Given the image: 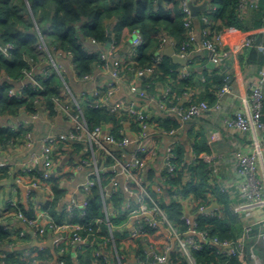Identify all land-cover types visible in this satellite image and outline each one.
Wrapping results in <instances>:
<instances>
[{"label":"trees","instance_id":"trees-1","mask_svg":"<svg viewBox=\"0 0 264 264\" xmlns=\"http://www.w3.org/2000/svg\"><path fill=\"white\" fill-rule=\"evenodd\" d=\"M180 1L0 0V43L11 44L8 56L0 52V143L6 145L21 142L28 131L23 123L14 127L6 121L3 122L5 117H12L22 112L31 115L35 113L37 105L46 109L49 117L57 115L58 110L53 98L64 100L60 93L63 83L62 74L61 72L60 74L56 73L51 67H46L45 64L40 66L36 64L37 62L45 63L48 59V53L53 56L58 51L70 54L78 75L90 73L93 65L103 64L104 61L101 53L96 49L87 50V40H94L96 43L105 42L108 33L102 26L103 19L115 15L120 18V29L114 37L115 42L121 44L126 37L132 35L134 30H138L143 39L142 44L137 46L138 56L134 61L136 64L132 67L133 72L139 68L151 66L153 68L151 73H154V64L160 63L161 60L146 54V44L161 38L163 31L167 37L173 39L174 44L181 43L186 38L183 26L184 12ZM197 1H204L218 8L212 17L209 9L205 10V8L204 14L200 17L201 27L206 26L202 20V16H206L211 20V24L208 25L210 30L216 33H222L230 26L249 30L264 23V12L258 11V16H256L254 7L241 5L244 0H193V2ZM40 36L43 37L46 51L38 47ZM201 37L204 38L203 35ZM159 40L163 43L162 39ZM255 40L256 42L263 41L259 37H256ZM252 47L251 53L247 56L250 59L257 55L256 50H258L256 46L253 45ZM259 61L262 62V54L259 56ZM43 69L48 71L47 76H40ZM27 70H31L34 76L42 82V89L36 88L26 77L25 71ZM214 72V75L207 79V82L210 81L209 86L212 83L223 84V76L219 73L216 74L218 71L215 69ZM186 80L189 82V78ZM189 84L191 85L190 82L187 85ZM10 89H15L19 93L9 94ZM171 92L172 90L169 93ZM97 98V95L90 96L83 104L81 108L83 119L89 128H94L97 125L104 126V124L109 123L110 131L120 138L122 136V122L127 119L126 114H118L104 106L88 104L90 101L98 102ZM193 99L206 100L212 105L216 101V96L214 93L205 90L198 94L195 93ZM202 144H194V148L197 151L207 150V147ZM174 154L175 157L172 161L178 165L177 172L167 181L172 187L170 192L177 196L173 197L170 203L161 202V205L181 234L184 235L191 226L188 222L189 215L193 217L195 230L206 234L207 240H201L199 236H195L197 241L203 245L200 249L192 250L197 263L248 264V255L245 249L240 254L227 255L220 251L219 245L212 242L214 238L218 241H239L242 239L241 233L237 232V229L241 227V221L239 215L230 208L229 191L227 189L222 190L216 181L211 180V166L202 158L197 157L185 162L183 148L180 146L175 148ZM102 162L103 165H107L111 163V160L106 158ZM62 175L64 174L52 175L46 179L55 196L64 191L60 183ZM109 175H112V172L105 169L103 178L92 187L88 195V206L85 207L84 214L80 216L79 222L85 223L93 229L82 232V235H86L87 241L89 240L91 244L83 251L73 249L70 245L67 249L64 246L62 252H59L58 248H54L55 255L51 254L47 247L36 254L38 259L55 258L56 264H111V259L109 260L106 255L99 253L98 250V244L102 243L104 238L108 236L107 224L105 222L100 225L94 223L95 219H104L101 193H104V188L107 187L108 180L105 178ZM146 178H148V174ZM208 194L211 195L208 196ZM212 195L213 198L209 199ZM186 197L193 199L192 205L187 210L184 205L185 201L182 200ZM112 201L113 207L117 210V216L111 217V221L115 224L112 228L113 241L106 243L105 250L110 251L112 248L113 254L112 244L117 252L125 250V246L123 249L120 248L122 244L120 241H126L129 234L128 229L125 228L128 209L122 208L125 193L119 186L112 191ZM211 202L216 203L217 207H213L210 212L198 210L199 205L209 206ZM76 214L77 212H74V215ZM75 220H78L76 216ZM256 231L254 229L253 234ZM13 239L14 235L0 226V244ZM130 240L134 243V246L130 245L131 251L135 252L134 255L139 256L141 260L146 259L145 243L139 238ZM245 243H249V241L246 240ZM20 251L19 246L5 250V255L0 256V262L3 264L41 263H33L30 258L22 259ZM115 258L116 256L113 254L112 259L115 260ZM61 260L63 263H60ZM168 261L170 263L180 261L185 264L184 256L178 250L176 242L172 243V248L168 253Z\"/></svg>","mask_w":264,"mask_h":264},{"label":"crops","instance_id":"crops-1","mask_svg":"<svg viewBox=\"0 0 264 264\" xmlns=\"http://www.w3.org/2000/svg\"><path fill=\"white\" fill-rule=\"evenodd\" d=\"M263 1L257 0L256 6H246L254 7L255 14L258 16V11L263 12ZM202 2L204 1H200L198 4ZM206 4L205 10L209 9L212 17L218 8L207 2ZM242 6L246 7L245 5ZM205 10H200L193 16V27L197 45L193 44L185 54L180 53L181 48L179 43H171L169 39L161 43V40H159L161 38H159L146 44V54L153 55L158 57V60H161L160 63L154 64V73L147 72L143 75H136L133 72L134 69L132 67L136 64L134 61L138 56L137 46L132 44V35L126 37L121 44L115 42L114 37L120 29V18L115 15L103 19L102 26L108 33L106 41L101 43L89 41L86 46L89 51L96 49L101 54L103 53L107 59L103 64L93 65L91 72L88 73V78H84V74H77L69 55L55 56V61L63 79L60 93L67 105L72 104L75 108L77 104L82 108L87 98L91 94L93 95L94 91L99 92L97 100L99 102L103 101L108 106L118 101L145 105L150 115L146 120V127L142 128L141 123L135 117L126 114L127 119L122 122L121 134L131 140L126 147V156H128V153L135 150L137 145V141L135 140L139 138V134L143 131L146 132L141 144V153L147 162L146 174H148V178L146 179L153 194L164 204L170 203L174 196V193L170 192V188L172 189V187L167 181L168 177L166 173H162L164 170L163 155L167 146H173L174 149L177 146L182 147L185 162L197 157L205 161V154H213L211 161H205L211 166V180L216 181L219 187H225L227 190H229V185L234 178L232 169L234 153L237 150L248 153L254 148L251 133H243L240 130L225 126L221 121V116L224 114V110L231 114L233 111L243 109L246 106L250 93V85L259 77L258 67L261 53L259 50H256L257 55L252 56L251 59L250 57L247 58L253 48L247 47L239 51L238 54H231L225 64H211L210 51L201 47L200 17L204 14ZM164 32L162 35H164ZM222 33L223 44L225 46L239 42L249 33L256 34L260 40L264 41V23L259 27L243 32L230 26L222 31ZM167 47H171L174 53L184 57V61L178 62V60L169 56L166 52ZM114 60H118L121 63L120 78L118 83L113 87L112 92L107 94L108 83L111 79L110 65H112ZM186 61H190L194 72L193 75L183 77L179 75L178 70L186 64ZM41 63L37 62L36 64L39 66L44 64ZM214 69L218 71L216 74L219 73L223 76L224 81L223 84L212 83L209 86L210 81L207 82V79L214 75ZM47 72L43 69L40 76L44 77ZM202 77L205 78L204 81ZM186 78H189L191 85H187L189 82ZM225 84L228 91L223 93L219 98L218 91ZM132 86H135L134 90L131 88ZM262 87L264 96V82ZM170 90H172L171 93H169ZM205 90L214 93L216 101L218 99L221 100V110H208L200 116L193 117L185 122H182L173 112H169L170 106L174 105L185 109L192 96H195V93L198 94L200 91ZM262 118L264 119V101ZM4 121L12 122L14 127L17 124L28 123L26 127L30 132L32 142L31 144H26L22 140L21 142L8 143L6 145L0 143V161H5V164L0 166V214L8 200L12 198L17 200L18 204L27 214H34L37 208L33 206H36L37 203L42 204L47 196V190L45 191L42 188L32 189L29 186V183L38 177V173L42 169V160L38 157V154L42 149L45 137L51 133L67 132L70 129L71 121L60 111L54 117H49L46 109L41 105H37L35 113L31 115L22 112L12 117H5ZM105 129L109 130L110 127H105ZM133 138L134 140H132ZM201 143L207 147V150L197 151L194 148V144L198 145ZM88 146L89 140L87 138H80V140L68 139L65 142L57 144L53 167L55 173L64 174L60 178L64 191L62 194L56 196L54 203L49 208V212L56 221L65 220L67 217L71 220L70 216L73 221H76L75 216L80 220V211L75 210L74 212H77L76 215H74V212L70 214L67 209V203L73 198L77 201L85 198L80 184L85 179L87 168L81 166L78 170H73V167L74 163H77L85 154L84 148ZM262 148L264 157V144ZM36 172L38 173L36 174ZM117 180L118 186L122 189L124 185L123 179L118 177ZM106 186H109V181H107ZM29 190L31 195L27 196L26 193ZM210 195L208 194V196ZM230 197L231 208V204L233 203L231 194ZM211 198H213V195L209 199ZM211 204L217 207L216 203L211 202L209 206ZM189 217L193 219L192 215H189ZM239 219L241 227L237 229V232L242 235L246 217L239 215ZM10 220L13 224L17 223L15 217H11ZM128 226L129 221L125 225V228L127 229ZM19 229L26 232L25 239L29 242L19 244L18 246L20 248L34 246L36 240L32 236L31 228L20 222ZM48 236L46 243H48V248H52L50 245L52 244L53 237L50 234ZM108 242L110 241L104 238V241L98 244V250L100 251L99 253L106 255L109 260L111 259V264H134L133 258L135 252H132L130 249V245L134 246V243L129 238L126 241H120L122 243L120 248L123 249V246H125V250L117 252L121 256L120 262L117 257L115 260L112 259V248L110 251L105 250V247H107L106 243ZM155 244L160 246L162 245V241L156 238ZM245 244L246 250L248 243ZM148 245L151 244L148 243ZM6 249V245L1 243L0 250ZM247 255L248 264H250L251 258L249 253ZM263 260L264 255L261 259H258V264H264ZM161 264L182 263L180 261L170 263L167 260Z\"/></svg>","mask_w":264,"mask_h":264},{"label":"built area","instance_id":"built-area-1","mask_svg":"<svg viewBox=\"0 0 264 264\" xmlns=\"http://www.w3.org/2000/svg\"><path fill=\"white\" fill-rule=\"evenodd\" d=\"M193 0H181V8L184 12L183 26L186 32V38L181 42L184 49L182 54L190 48L196 41L195 31L193 27V15L191 14L188 3ZM194 2V3H198ZM241 5L256 6L257 0H244ZM264 9V4H263ZM202 20L205 23V27L201 32L204 36L201 40V47L210 51L211 61L215 63H223L229 58L231 54L238 53L243 48L249 46L255 41V38H245L230 46L223 44V33H216L210 30L211 20L206 16H202ZM209 34V36H207ZM169 39V42L174 43L171 37H163L165 41ZM132 44L139 46L142 44V36L138 30H134L132 37ZM40 41L43 42V37L40 36ZM91 42L96 43L94 40ZM40 45V44H39ZM44 45V44H43ZM114 45V43H113ZM40 47V46H39ZM257 47L263 53V64L259 69L260 76L255 79L251 85L249 98L246 101V106L243 110H235L231 114L223 116L222 120L225 126L242 131L243 133H251L253 150L248 153H244L242 150H237L234 153L233 158V174L234 178L229 185V193L233 197V203L231 209L237 215H243L246 217V222L243 225L242 239L239 241L223 240L218 241L215 238L212 242L219 245L220 251L227 255H237L243 252L245 249V242L249 241L250 247L249 256L251 258L250 264H258V256L252 251L253 247H259L264 252V157L263 148L264 144V119H262L263 108V91L262 84L264 82V43H259ZM11 44L0 43V52L8 56ZM44 49H46L44 45ZM182 49V46H181ZM62 51H58L56 55H64ZM48 53L49 61L52 64V70L60 74V70L55 61V56ZM69 55L70 54H66ZM101 57L103 61H107L106 56L102 53ZM158 60L159 58L156 57ZM121 63L118 60H114L110 65L111 79L108 83L107 94L112 92L113 87L118 83L120 78ZM151 66L139 68L135 71L136 75H143L147 72H152ZM184 72L182 75H188ZM26 77L33 83V85L42 89V82L38 80L31 70L25 71ZM48 75L45 74V76ZM84 78H88L89 74L83 75ZM133 90L135 86L131 87ZM227 90V87H223L222 92ZM19 93L15 89H10L9 94ZM98 91H94L93 95H98ZM92 94L90 96H93ZM89 96V97H90ZM56 104L57 110L65 115L70 121L71 126L67 132L51 133L45 137L42 149L38 154V157L42 160V169L38 173V177L29 183L32 189L42 188L47 190V196L42 204L37 203V211L34 214H27L17 200L12 198L8 200L5 206L2 208L0 214V226L14 235V239L2 243L6 245L10 250L19 244L29 242L26 238V232L19 229V223L26 224L32 230V236L36 240V246H27L21 248L20 256L22 259L30 258L33 263L41 262L40 264H56V259H38L36 254L47 248V238L50 234L52 239V248H58L59 252H62L64 246L70 245L73 249H86L91 242L87 241L86 235H82L83 231H91L92 227H88L85 223H80L79 220L73 221L68 217L62 221H56L52 214L49 212V208L55 201V194L49 182L46 179L52 175L58 176L60 173L54 171V157L56 154L57 144L67 141L68 139L80 140V138H87L89 140V146L85 147V154L74 163L73 170H78L81 166L87 168L84 181L80 184L81 191L84 194V199L77 201L71 199L67 203V209L69 213L73 214L75 210H79L80 216L84 214L85 207L88 206V195L94 185L98 184L103 178V171L109 169L112 175L107 178L109 186L105 187L104 193H101L104 205V221L102 219H95L94 223L100 225L105 222L108 227V236L106 240L113 241L112 228L115 226L111 221V217L117 216V210L113 207L112 191L118 187V177L122 178L124 185L122 190L125 193V201L122 204V208L128 209V217L125 221V225L129 221L128 226V238L142 240L146 244L145 252L147 258L141 260L139 256L134 255V264H161L168 260V253L172 248V243L176 242L178 250L183 254L185 264H201L197 263L195 256L192 252L193 249H200L203 245L197 241L195 236H199L201 240H207L204 232L196 231L194 228V221L190 217L188 222L191 224L187 232L183 235L179 232L173 222L168 218L165 209L162 207L161 202L156 198L153 192L148 187L147 182V162L145 161L143 154L141 153L142 141L146 132H141L139 138L136 139L137 145L133 152L128 153L126 151L127 144L131 141L127 136L116 137L110 129V124L97 125L94 128H89L87 123L82 117L80 106L71 108L58 98H53ZM88 99V98H87ZM88 104L94 106H104L113 112L118 114H128L135 117L138 120L142 128L146 127V120L150 117L145 105L136 104L134 102L118 101L113 105L103 101H90ZM220 100L210 105L206 100H189V103L185 109L180 106H170L169 112H173L182 121H188L193 117L200 116L204 112L210 110L212 107L220 108ZM218 108V109H219ZM108 125V126H107ZM134 140V138L132 139ZM24 142L31 144L32 139L29 130L25 133ZM174 147L167 146L163 155L164 170L166 176L173 177L176 175L177 167L172 159L175 157ZM174 155V156H173ZM213 154H205V161L209 162L213 159ZM102 156V157H101ZM106 158L111 160L110 164L103 165L102 161ZM38 161V160H36ZM35 161V162H36ZM5 164V161H0V166ZM184 178V177H183ZM186 178V177H185ZM163 180V179H162ZM222 190L225 187H220ZM27 196L31 195L30 190L26 193ZM193 199L188 197L185 200V208H189L192 205ZM199 211H208L206 206L199 205ZM211 209L209 210V212ZM11 217L17 219V223L13 224L10 220ZM81 218V217H80ZM253 218V219H251ZM256 229V233L253 234V230ZM156 238L162 241V245L157 246L155 244ZM150 243L151 245L147 244ZM113 254L120 262L121 256L117 253L113 245ZM5 255V250H0V256ZM75 255V253H74ZM258 258V259H257ZM60 263H63L61 260ZM0 264H3L0 262Z\"/></svg>","mask_w":264,"mask_h":264},{"label":"rangeland","instance_id":"rangeland-1","mask_svg":"<svg viewBox=\"0 0 264 264\" xmlns=\"http://www.w3.org/2000/svg\"><path fill=\"white\" fill-rule=\"evenodd\" d=\"M263 4H264V1H263ZM262 8H263V5H262ZM263 12H264V9H263ZM235 28H237V27H235ZM204 28H202L201 27V31L200 32H202V30H203ZM238 29V28H237ZM251 29H253V28H251ZM251 29H249V30H251ZM239 31H241V32H243V31H249V30H241V29H238ZM162 34H163V32H161ZM207 36H209V34H207ZM163 37H167L166 36V34H165V32H164V35H162V37H161V39L163 38ZM256 37H257V35L256 34H254V33H249V34H247L246 36H244L243 37V39H245V38H255L256 39ZM242 39V38H241ZM164 42V41H163ZM237 43V42H236ZM259 43H264L263 41H257L256 42V40L254 41V42H252L249 46H247V47H252L253 45L254 46H256V48L260 51V53L262 54V62L259 64V67H258V74H259V69H260V67L262 66V64H263V53H262V51L257 47V45L259 44ZM39 44H40V48H42V49H44V45H43V42L42 41H40L39 40ZM37 45H38V42H37ZM194 45H197L196 44V41H194ZM39 46V45H38ZM179 46H180V48H181V46H182V49L180 50V53L183 51V49H184V47H183V45H182V43H179ZM192 46V45H191ZM191 46H190V48H191ZM246 47V48H247ZM239 53V52H238ZM237 53V54H238ZM212 55V54H211ZM210 60H212L211 59V57H210ZM211 63H213V65H222V64H225L226 63V61L225 62H223V63H215V62H212L211 61ZM43 64V63H42ZM45 65H46V67H52V64H51V62L49 61V57H48V59L45 61V63H44ZM179 71V75H181V76H183V77H186V76H190L191 74L193 75V72H194V69H193V66L190 64V62L189 61H186V64H184V66L183 67H181L180 68V70H178ZM184 72H187V73H189L188 75H182V73H184ZM151 73V72H150ZM259 76H260V74H259ZM202 80L204 81L205 80V78L204 77H202ZM226 86V84L225 85H223L220 89H219V91H218V96H219V98L223 95V93H225V92H227L228 91V89L226 90V91H224L223 93H221L222 92V89H223V87H225ZM227 87V86H226ZM262 91H263V87H262ZM167 93H168V91H167ZM250 93H251V90H250ZM249 93V94H250ZM264 97V96H263ZM192 99H193V96H192ZM218 99V98H217ZM218 100H220V99H218ZM263 101H264V98H263ZM222 102H221V100H220V107H221V104ZM71 108L73 107L74 108V106H72V104H70L69 105ZM219 108V107H218ZM215 109V108H211L210 110H215V111H218V110H221L220 108L219 109ZM239 110V109H238ZM240 110H243V109H240ZM221 114V113H220ZM224 114L225 115H227V114H229V113H227V111L226 110H224ZM224 114H222V116H221V121L223 122V120H222V118H223V116H225ZM150 116V115H149ZM220 121V122H221ZM8 124H12V123H10V122H8ZM27 124L28 123H23V125L26 127L27 126ZM224 124V123H223ZM13 125V124H12ZM174 156V155H173ZM175 164V163H174ZM180 165H181V163H180ZM175 166L177 167L178 165L177 164H175ZM177 195L174 193V196L173 197H176ZM187 199V197L186 198H182V200L183 201H185ZM172 200V199H171ZM48 251L51 253V254H54L55 255V249L54 248H48Z\"/></svg>","mask_w":264,"mask_h":264},{"label":"water","instance_id":"water-1","mask_svg":"<svg viewBox=\"0 0 264 264\" xmlns=\"http://www.w3.org/2000/svg\"><path fill=\"white\" fill-rule=\"evenodd\" d=\"M207 4L206 2H202L200 4H194L191 1L188 3V7L190 8L191 14L193 16H195L197 14L198 11L200 10H204L206 8ZM167 54L169 56H171L173 59L178 60V62H180L182 60V62L184 61V57L180 56L179 54L174 53V50L171 47H167ZM211 57V54H210ZM213 64V63H211ZM210 64V65H211ZM214 207L213 204H211V206L207 207V210H210ZM246 251L247 253L250 252V247L249 245L246 246ZM252 251L259 257V259H261L264 255V252L259 248V247H253Z\"/></svg>","mask_w":264,"mask_h":264},{"label":"clouds","instance_id":"clouds-1","mask_svg":"<svg viewBox=\"0 0 264 264\" xmlns=\"http://www.w3.org/2000/svg\"><path fill=\"white\" fill-rule=\"evenodd\" d=\"M192 3H194L193 1H191ZM199 3V2H198ZM198 3H194V4H198ZM131 37H133V33H132V36ZM90 40H87V44H88V42H89ZM87 46V45H86ZM61 72V71H60Z\"/></svg>","mask_w":264,"mask_h":264}]
</instances>
